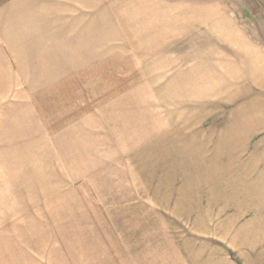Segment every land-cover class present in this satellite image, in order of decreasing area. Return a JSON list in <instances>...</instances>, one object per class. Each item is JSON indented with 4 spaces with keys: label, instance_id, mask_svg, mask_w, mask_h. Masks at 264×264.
<instances>
[{
    "label": "rangeland",
    "instance_id": "374dc122",
    "mask_svg": "<svg viewBox=\"0 0 264 264\" xmlns=\"http://www.w3.org/2000/svg\"><path fill=\"white\" fill-rule=\"evenodd\" d=\"M209 4L227 11L255 55L233 48L230 60L210 62L220 75L209 85V110H191L209 125L183 132L208 128L211 147L264 148V0ZM12 30H0V264H181L186 223L165 214L148 188L158 179L160 137L180 127L165 124L177 110L153 108L142 78L126 76L133 54L123 43L103 42L100 62L64 76L40 45L25 60L31 55L14 50ZM252 64L254 92L249 77L235 79ZM217 160L209 156V165Z\"/></svg>",
    "mask_w": 264,
    "mask_h": 264
},
{
    "label": "crops",
    "instance_id": "0c3cea01",
    "mask_svg": "<svg viewBox=\"0 0 264 264\" xmlns=\"http://www.w3.org/2000/svg\"><path fill=\"white\" fill-rule=\"evenodd\" d=\"M59 20L61 38L55 41ZM27 23L31 27L22 26ZM5 24L13 28L14 50L31 55L40 45L44 60L52 69L60 61L64 76L100 62L103 42L128 46L133 72L126 76L142 78L143 91L156 95L153 108L177 110L165 124L180 127L160 137L158 179L148 188L165 214L186 223L176 246L181 264H264V148L240 141L231 149L220 142L211 147L208 128L182 129L209 125V117H192L191 110H209V87L215 84L209 85L220 75L210 62L230 60L233 48L255 55L227 11L209 0H0V30ZM106 28L110 34L103 38ZM252 65L238 68L235 79L249 77L254 92L260 75ZM209 156L217 162L209 165Z\"/></svg>",
    "mask_w": 264,
    "mask_h": 264
}]
</instances>
